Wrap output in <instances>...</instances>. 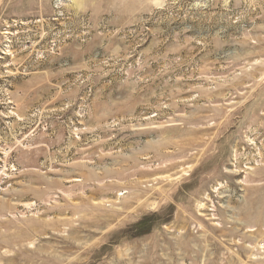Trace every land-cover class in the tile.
<instances>
[{
  "label": "rangeland",
  "instance_id": "obj_1",
  "mask_svg": "<svg viewBox=\"0 0 264 264\" xmlns=\"http://www.w3.org/2000/svg\"><path fill=\"white\" fill-rule=\"evenodd\" d=\"M0 264H264V0H0Z\"/></svg>",
  "mask_w": 264,
  "mask_h": 264
},
{
  "label": "bare ground",
  "instance_id": "obj_2",
  "mask_svg": "<svg viewBox=\"0 0 264 264\" xmlns=\"http://www.w3.org/2000/svg\"><path fill=\"white\" fill-rule=\"evenodd\" d=\"M74 180H76V181H80V180H78V179H74Z\"/></svg>",
  "mask_w": 264,
  "mask_h": 264
}]
</instances>
